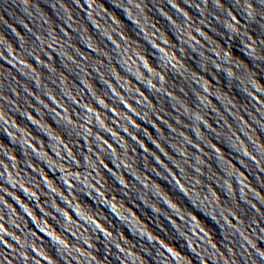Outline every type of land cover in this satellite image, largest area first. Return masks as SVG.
Segmentation results:
<instances>
[{"label":"water","instance_id":"95a60500","mask_svg":"<svg viewBox=\"0 0 264 264\" xmlns=\"http://www.w3.org/2000/svg\"><path fill=\"white\" fill-rule=\"evenodd\" d=\"M0 264H264V0H0Z\"/></svg>","mask_w":264,"mask_h":264}]
</instances>
